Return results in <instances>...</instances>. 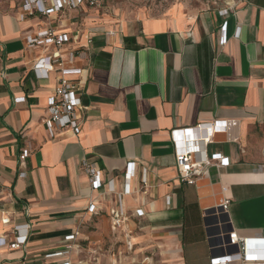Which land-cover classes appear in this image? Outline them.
Instances as JSON below:
<instances>
[{
  "label": "crops",
  "instance_id": "crops-1",
  "mask_svg": "<svg viewBox=\"0 0 264 264\" xmlns=\"http://www.w3.org/2000/svg\"><path fill=\"white\" fill-rule=\"evenodd\" d=\"M19 6L0 0V238L10 242L16 226L29 230L21 248L0 246V264H211L222 251L213 248L216 219L204 210L223 201L230 229L264 237V0H232L193 17L141 16L131 30L87 19L78 27L86 7L20 22ZM48 25L72 37L62 60L81 70L71 77L79 132L52 140L43 119L57 74L33 69L42 53L24 39ZM215 121L225 129L206 153L228 165L181 184L171 132ZM22 149L29 155L19 166ZM84 158L101 172L98 191ZM128 163L135 174L121 196L125 219L114 227L109 212ZM66 246L68 254L46 257Z\"/></svg>",
  "mask_w": 264,
  "mask_h": 264
},
{
  "label": "built area",
  "instance_id": "built-area-1",
  "mask_svg": "<svg viewBox=\"0 0 264 264\" xmlns=\"http://www.w3.org/2000/svg\"><path fill=\"white\" fill-rule=\"evenodd\" d=\"M18 1L20 11L17 17L20 22H24L35 14L41 17H50L62 10L75 11L80 7L95 9L100 5L99 0ZM24 39L28 49H38L42 53L36 59L33 69L37 71L39 67H43L41 70L43 78H46L51 72L57 74L56 85L47 101V114L43 119L48 138L50 140L55 139L62 130H70L74 135H77L80 129L79 111L82 109V105L79 88L71 77L78 76L81 70L74 67H65L62 60V51L72 41V37L68 33L59 32L48 25L32 33L25 34ZM88 43H90L89 40ZM224 129L225 122L215 121L171 132L176 179L181 184L196 185L198 179L208 167L220 168L228 165V159L221 154L217 153L209 157L206 153V146L210 143L213 135ZM28 155L29 151L27 149L20 151L18 155L19 166L24 165ZM82 169L88 178L90 188L94 191L101 189V172L95 163L84 158ZM134 174V163H128L123 174V192L117 195L118 207L109 212L114 227H119L125 219L121 196L128 194V183ZM22 176H25V174H19V177ZM141 184L142 191L145 192L147 183L144 176H142ZM110 191L113 192L112 189ZM228 207L229 202L223 201L218 207L204 210L205 216L216 219L215 226L218 230L211 236L216 241L213 248L222 251L221 255L211 260V264H264V237L241 236L235 230L230 229L229 222L224 220ZM87 212H94L93 204L88 206ZM136 213L137 216L140 215L139 211ZM28 230V225L14 227L12 240L8 242L5 237L0 238V246H7L9 250L21 248L26 243ZM20 232H23V235H20ZM73 239L74 235L65 237V241ZM70 249L71 247L66 246L62 251L46 257L66 255L70 252Z\"/></svg>",
  "mask_w": 264,
  "mask_h": 264
},
{
  "label": "rangeland",
  "instance_id": "rangeland-1",
  "mask_svg": "<svg viewBox=\"0 0 264 264\" xmlns=\"http://www.w3.org/2000/svg\"><path fill=\"white\" fill-rule=\"evenodd\" d=\"M97 8L78 13V27L87 19L88 26L101 29L126 30L137 27L141 16H162L173 13L193 17L204 12L216 11L229 6L232 0H99Z\"/></svg>",
  "mask_w": 264,
  "mask_h": 264
}]
</instances>
